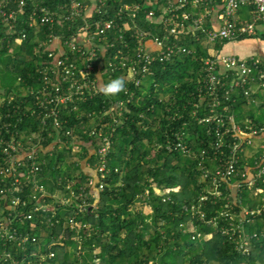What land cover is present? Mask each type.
I'll return each instance as SVG.
<instances>
[{"label": "trees", "instance_id": "1", "mask_svg": "<svg viewBox=\"0 0 264 264\" xmlns=\"http://www.w3.org/2000/svg\"><path fill=\"white\" fill-rule=\"evenodd\" d=\"M134 1L108 0V4ZM60 28L57 30L65 34L74 31L69 25ZM182 42L198 46L199 56L208 53L200 49L193 36ZM226 42L215 43L214 52ZM33 49L34 43L25 40L0 52L3 76L13 79L0 86V98H4L0 121L9 113L13 118L17 116L14 103L8 102L12 93L17 96L14 101L27 99L24 89L33 82L38 65ZM197 56L176 54L170 61H157L155 73L145 77L139 87L128 81L130 93L112 98L99 93L88 97L77 109L62 112L64 129L71 130L74 139L69 138L67 145L47 154L43 170L29 181L31 186L34 179L43 184L48 198L39 211L32 210L35 204L31 202L20 210V216H15L13 224L21 234L29 235L27 242H9L0 234V264H95L94 258L99 264H264L263 217L237 227V219L233 223L220 215L228 206L225 198L212 195L203 201L201 213L192 210V205L211 188V178L203 173L199 162L203 151L209 154L204 164L211 168L218 164L210 160L213 132L209 130L213 125L200 122L210 112L205 108L209 98L195 91L202 78V61ZM19 78L23 79L21 83ZM249 89L251 99L239 93L235 101L225 103L228 113H234L241 123L252 118L264 124V86L258 71L252 75ZM113 106L115 112L104 114ZM39 121L30 114L24 116L21 133L29 134ZM99 128L103 129L102 136L92 133ZM105 135L110 144L103 160L92 151L106 145ZM85 161L104 163L105 176L86 168ZM92 176H96L95 185L89 183ZM100 184L104 189L97 191ZM82 190L88 194L89 207L77 214ZM68 196L74 197L71 205L59 201ZM259 196L243 193L244 204L257 206ZM143 206H150L152 212L146 214ZM232 207L235 211L241 208ZM72 216L80 223H90V228H71ZM189 221L193 230L187 226ZM241 232L253 235L246 253L237 249ZM79 245L84 254H78ZM97 248L100 250L95 254Z\"/></svg>", "mask_w": 264, "mask_h": 264}, {"label": "built area", "instance_id": "2", "mask_svg": "<svg viewBox=\"0 0 264 264\" xmlns=\"http://www.w3.org/2000/svg\"><path fill=\"white\" fill-rule=\"evenodd\" d=\"M244 8L248 16L241 13ZM66 25L74 31L65 34L57 30ZM0 27V52L16 41L30 40L38 59L34 80L24 89L27 99L14 101L17 96L12 93L8 100L14 103L17 116L13 118L9 113L0 121V234L4 240L27 242L29 235L21 234L13 224L15 216H20V210L31 202L35 212L45 206L49 195L45 186L36 179L31 186L29 181L43 170L47 154L67 145L69 138L74 139L72 131L64 129L62 112L73 111L88 97L99 94L100 86L109 83L107 80L124 76L139 87L145 77L155 73L157 61H170L176 54L198 55L202 61V78L195 91L209 98L205 108L211 115L201 117L200 122L213 125L209 130L213 132L210 160L218 161L216 168H211L204 164L209 154H201V170L211 178V188L192 205V210L200 212L210 195L222 196L228 206L220 215L233 223L237 219V227L264 218V150H254L255 140H264V124L252 118L238 122L225 104L235 101L239 93L250 98L249 84L255 71L264 86V61L255 56L240 58L223 48L214 52L213 47L218 41L258 35L264 28V0H136L121 4H108V0H91L89 4L83 0H0ZM187 36H193L200 49L208 53L199 56L198 46L182 42ZM22 81L19 78L18 83ZM130 90L127 85L125 93ZM2 101L4 98H0V104ZM112 111H116L114 106L104 114ZM28 114L40 121L29 134H23L20 125ZM92 133L102 136L103 129ZM103 140L106 145L93 153L104 160L110 142L107 135ZM95 166L96 174L104 177L106 165ZM95 178L90 177L91 185H95ZM27 187L30 191L23 198ZM103 189L100 184L97 191ZM245 192L260 195L257 206L244 204ZM79 196L82 201L77 204V214L89 207L87 192L82 190ZM73 198L59 201L69 206ZM232 205L241 208L235 211ZM69 220L73 229L91 226L76 221L74 216ZM79 235L76 237L81 239ZM252 236L241 232L237 249L248 252ZM80 245L79 255L84 254ZM94 259L99 264L98 258Z\"/></svg>", "mask_w": 264, "mask_h": 264}, {"label": "crops", "instance_id": "3", "mask_svg": "<svg viewBox=\"0 0 264 264\" xmlns=\"http://www.w3.org/2000/svg\"><path fill=\"white\" fill-rule=\"evenodd\" d=\"M247 12L248 10L245 9V11L241 13H245L246 16H248ZM263 32L264 28L260 32V35L229 41L224 45L222 50L228 53L236 54L240 58L255 56L264 61V35L262 34ZM254 143V150L260 151L264 149L263 139H256Z\"/></svg>", "mask_w": 264, "mask_h": 264}, {"label": "clouds", "instance_id": "4", "mask_svg": "<svg viewBox=\"0 0 264 264\" xmlns=\"http://www.w3.org/2000/svg\"><path fill=\"white\" fill-rule=\"evenodd\" d=\"M128 75H131V73L129 72ZM127 83H128V80L126 79V77L121 76V77L111 80L107 84L100 86L99 91L105 97H108V98L116 97L119 94L127 91Z\"/></svg>", "mask_w": 264, "mask_h": 264}, {"label": "rangeland", "instance_id": "5", "mask_svg": "<svg viewBox=\"0 0 264 264\" xmlns=\"http://www.w3.org/2000/svg\"><path fill=\"white\" fill-rule=\"evenodd\" d=\"M227 43V42H226ZM0 62H2V64L4 65V62L3 61H0ZM2 64L0 63V86L1 85H5V84H7V83H11V82H13L12 80V78H8V77H4L3 76V73H2V71H1V66H2ZM4 78H3V77ZM108 82H110L109 80H107ZM77 148V147H76ZM92 153H93V151H92ZM84 164H85V167L86 168H90L91 170H92V172H95V165H96V163L95 162H93L92 164L90 163V165H88V163L85 161L84 162ZM157 192H160L158 189L156 190ZM143 209H144V212L146 213V214H148V213H151L152 212V209H151V207L150 206H143ZM187 226H189V229H191V230H193V228H194V225H193V223H191V221H189L188 223H187ZM99 250H100V248H97L96 249V251H97V253L99 252ZM97 262H99V260L97 261Z\"/></svg>", "mask_w": 264, "mask_h": 264}]
</instances>
